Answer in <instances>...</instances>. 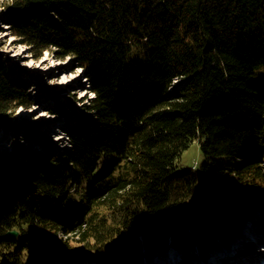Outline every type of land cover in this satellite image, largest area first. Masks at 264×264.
Returning a JSON list of instances; mask_svg holds the SVG:
<instances>
[{"label": "trees", "instance_id": "obj_1", "mask_svg": "<svg viewBox=\"0 0 264 264\" xmlns=\"http://www.w3.org/2000/svg\"><path fill=\"white\" fill-rule=\"evenodd\" d=\"M4 8L36 57L53 49L73 58L93 97L64 130L67 150L38 162L19 146L0 155V264L137 263L139 235L153 243L146 252L162 251L168 236L202 248L229 229L233 212L264 203V77L251 79L264 73V0ZM7 73L0 58V120L31 105ZM194 141L204 161L177 170Z\"/></svg>", "mask_w": 264, "mask_h": 264}, {"label": "rangeland", "instance_id": "obj_2", "mask_svg": "<svg viewBox=\"0 0 264 264\" xmlns=\"http://www.w3.org/2000/svg\"><path fill=\"white\" fill-rule=\"evenodd\" d=\"M8 1L0 0V58L8 68L9 79L24 86L31 105L29 108L20 107L8 118L0 120V155H10L12 148L19 146L30 154H36L37 157L33 158L34 162H38L41 158L39 155H55L69 148L64 130L74 125L76 115H82L83 105L87 104L93 94L89 92L83 71L73 58H58L57 51L53 49L45 51L41 57H36L30 46L13 35L4 8ZM262 69H256L251 77L252 81L264 77V73H260ZM176 82L174 81V85ZM62 108L72 109L68 117L63 115L65 112ZM203 161L199 144L194 141L177 158V170H191L194 164L197 166L195 170H198ZM32 169L31 166L29 170ZM251 210L252 208L247 212L248 215ZM232 214L235 221L245 222L244 216L235 212ZM137 239L143 257V251L151 248L153 243L142 235ZM96 258L98 257L91 258V264L93 261L99 262ZM43 262L38 263L44 264ZM132 264H136V260Z\"/></svg>", "mask_w": 264, "mask_h": 264}, {"label": "bare ground", "instance_id": "obj_3", "mask_svg": "<svg viewBox=\"0 0 264 264\" xmlns=\"http://www.w3.org/2000/svg\"><path fill=\"white\" fill-rule=\"evenodd\" d=\"M264 223V222H263ZM261 225V223L259 222V223H257L256 224V227H258V226H260ZM260 230H263L264 229V227H262V228H259ZM256 234V230H251L249 233H248V236H254ZM245 236V235H244ZM190 243H192V241H190ZM236 245H238V244H235V245H233L232 247H229V251H225V252H222V253H220V255H228L231 251H236V249H237V246ZM222 246V244L220 245V247ZM219 251V250H218ZM217 251V252H218Z\"/></svg>", "mask_w": 264, "mask_h": 264}, {"label": "water", "instance_id": "obj_4", "mask_svg": "<svg viewBox=\"0 0 264 264\" xmlns=\"http://www.w3.org/2000/svg\"><path fill=\"white\" fill-rule=\"evenodd\" d=\"M17 236V233L12 231V232H9L6 234V238H10V239H13Z\"/></svg>", "mask_w": 264, "mask_h": 264}]
</instances>
